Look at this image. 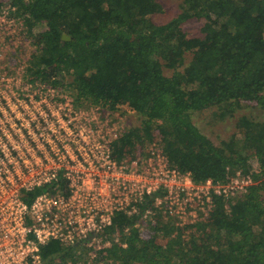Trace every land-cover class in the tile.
I'll use <instances>...</instances> for the list:
<instances>
[{"label":"trees","instance_id":"trees-1","mask_svg":"<svg viewBox=\"0 0 264 264\" xmlns=\"http://www.w3.org/2000/svg\"><path fill=\"white\" fill-rule=\"evenodd\" d=\"M9 3L30 32L43 27L34 38L30 75L61 87L78 105L142 117L141 126L115 143L119 158L138 139L149 144L158 137L171 164L196 183L253 179L249 195L238 197L230 212L226 198L214 195L215 208L192 226L190 239L170 223L141 230L136 217L118 215L108 232L122 231L127 247L115 244L106 258L114 264H264V121L242 117L241 132L216 145L193 119L216 107L226 115L253 102L264 105V37H257L264 34V0H183L181 14L166 23L154 19L159 0H0V7ZM192 18L203 20L198 39L183 29ZM177 230L165 244L156 238ZM73 250L51 241L42 254L46 264H56Z\"/></svg>","mask_w":264,"mask_h":264},{"label":"built area","instance_id":"built-area-1","mask_svg":"<svg viewBox=\"0 0 264 264\" xmlns=\"http://www.w3.org/2000/svg\"><path fill=\"white\" fill-rule=\"evenodd\" d=\"M9 4L0 7V264H46L51 241L74 248L56 264H114L108 250L127 247L122 231L108 232L118 215L136 217L141 230L159 215L185 229L210 215L214 195L226 198L228 212L249 195L250 175L196 183L171 164L161 140L138 139L119 158L114 146L136 126L127 117L134 111L78 105L30 75L37 32Z\"/></svg>","mask_w":264,"mask_h":264},{"label":"rangeland","instance_id":"rangeland-1","mask_svg":"<svg viewBox=\"0 0 264 264\" xmlns=\"http://www.w3.org/2000/svg\"><path fill=\"white\" fill-rule=\"evenodd\" d=\"M159 3L161 4V11L154 15V19L157 23H166L176 17H178L181 12L183 11V0H159ZM203 24V20H199L196 18H192L188 21H186L183 24V29L187 32L189 37L198 39L202 37L201 32V26ZM43 27L36 26L34 30L38 33V31H41ZM31 36L35 38V34L33 35L31 33ZM258 38H263L264 34L261 32H257ZM33 38V40H34ZM35 45V43H34ZM166 74H170L171 70L165 69ZM71 77H68V80ZM220 110L216 107L213 109V111L209 113H201L198 115H194L193 119L194 122L199 126L200 130L208 135V137L216 144L221 145L222 141L228 140L234 133L241 132V129L239 127L240 125V119L242 117H249L254 120H261L264 121V105H260L257 102H253L250 105H244L242 107H237L235 109L230 110L226 115H222ZM220 112V113H219ZM127 117L130 118V120L133 122V124L137 125L139 124V121H141V116L134 112V113H127ZM156 141L161 140L160 138L156 137ZM160 220L157 222L162 223H170L173 225V221L168 218L167 220L163 218L161 215H159ZM184 226L185 225H180ZM182 227V228H184ZM182 231H185V237L187 236L188 239L191 238V231H193V227L191 228H185ZM162 233L156 234L157 240H159L160 244H165L168 241V238L162 237ZM173 234H176V237L178 236L176 231L173 232ZM154 236L155 234L152 233L151 236ZM189 236V237H188ZM175 237V238H176Z\"/></svg>","mask_w":264,"mask_h":264},{"label":"water","instance_id":"water-1","mask_svg":"<svg viewBox=\"0 0 264 264\" xmlns=\"http://www.w3.org/2000/svg\"><path fill=\"white\" fill-rule=\"evenodd\" d=\"M65 38H69L67 35L64 36Z\"/></svg>","mask_w":264,"mask_h":264}]
</instances>
